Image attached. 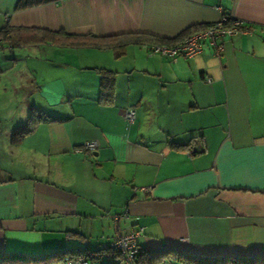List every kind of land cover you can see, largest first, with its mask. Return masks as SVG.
Instances as JSON below:
<instances>
[{"label":"crops","instance_id":"crops-1","mask_svg":"<svg viewBox=\"0 0 264 264\" xmlns=\"http://www.w3.org/2000/svg\"><path fill=\"white\" fill-rule=\"evenodd\" d=\"M17 1L0 0V48L13 58L0 61V253H94L140 229L138 249L161 264H188L177 255L264 264V0H61L15 11ZM222 15L251 33L189 60L145 44L30 40L40 31L172 40ZM64 53L131 55L132 66H76ZM22 59L44 63L19 70ZM97 69L112 73L110 105L99 103ZM36 115L44 121L14 140Z\"/></svg>","mask_w":264,"mask_h":264},{"label":"trees","instance_id":"trees-1","mask_svg":"<svg viewBox=\"0 0 264 264\" xmlns=\"http://www.w3.org/2000/svg\"><path fill=\"white\" fill-rule=\"evenodd\" d=\"M61 0H18L15 6V11H21L25 9H29L32 7H36L39 5L47 4V3H56ZM204 26H196L193 28H190L186 30L184 33L180 34L175 39L172 40H162V39H157L153 38L150 36H144V35H126V36H121L120 38H105V39H95L91 37V43L87 41H83L84 39H88L87 37H72L68 36L62 32L59 33H49L45 31H40L39 33H42L43 35L38 37V35L31 37L30 40L37 41V42H46L47 39L49 41L58 44V45H67V46H74V47H82L89 45L91 47L95 48H106V49H117V48H123L124 46L130 44V43H135V44H145L149 47L152 46H174L177 42H179L181 39L187 37L188 35L197 32L199 30H202ZM249 30L251 33V28L247 26H243L241 28ZM8 33L7 30L3 29L0 31V35L6 36ZM47 36V37H46ZM90 37V36H89ZM114 39L122 40L118 41L117 43L114 41ZM115 43H114V42ZM20 42V41H19ZM18 44V43H17ZM98 75H99V103L102 105H110L111 104V99H112V89H113V76L112 73L105 71V70H100L97 69ZM43 120V116L41 115H36L35 117H32L28 119V124L27 126H24L22 128L16 129L13 134L12 138L14 140L20 139L23 135L29 133L34 126L41 122ZM192 141L185 145H180L178 146L179 149L183 150H190L191 149V144ZM105 245V244H103ZM102 245V247H103ZM156 253L158 252H146L144 250H138L137 254L134 256L132 260V264H158L159 259L162 257L161 255H157ZM99 255H105V256H110L111 258H115V256L122 257L119 253H116L114 251H111L110 249H103L94 252V253H87L86 251L82 250H76L75 252L73 251H66L62 252L59 254H49L45 256H35V257H30L26 256L20 253H15V252H7V253H0V264H53L57 263L58 261L61 262L62 264V259L65 256H69L71 258L74 257H81L84 258L88 264H95V262L100 264L101 262V256ZM182 261L186 262L188 264H208L204 260H198L195 258H180L179 255L176 256V261ZM105 263L103 264H113V261L110 260L109 262L107 260H104ZM107 261V262H106ZM264 263V261H263ZM211 264H248L244 260H230V259H223V260H218L216 262H213Z\"/></svg>","mask_w":264,"mask_h":264},{"label":"built area","instance_id":"built-area-1","mask_svg":"<svg viewBox=\"0 0 264 264\" xmlns=\"http://www.w3.org/2000/svg\"><path fill=\"white\" fill-rule=\"evenodd\" d=\"M244 24L237 20H231L226 15H222L220 20L215 23L206 25L202 30L194 32L185 37L181 42L176 43L174 46H147V50L152 54H159L161 57L169 58H182L184 60L192 59L201 54L204 45L209 46L214 56H219L222 52L221 40L225 37H235L241 34H250L249 30L241 29ZM207 82L210 80L206 79ZM125 120L128 123H133L135 116L132 109L126 111ZM86 152H93L96 149L95 143H85L81 147ZM119 216L113 218L114 224L117 222ZM141 230L136 232H129L122 236H117L109 244L103 245V249H110L119 253L126 264H132L134 256L138 252L136 244L137 238L140 236ZM62 264H88V262L81 257L71 258L65 256L62 259Z\"/></svg>","mask_w":264,"mask_h":264},{"label":"rangeland","instance_id":"rangeland-1","mask_svg":"<svg viewBox=\"0 0 264 264\" xmlns=\"http://www.w3.org/2000/svg\"><path fill=\"white\" fill-rule=\"evenodd\" d=\"M26 54V53H25ZM64 56V59L67 60V61H71V63H76V66H132L131 64V55L128 56L127 59H123L121 60L120 62H114L110 57V55L108 56H105L103 54H97L95 56H93L92 60L91 61H86V58L82 55H79L76 62L72 59L74 58L73 56H67L66 53L63 54ZM5 57L6 61H3L2 58ZM22 57V55L20 56ZM19 59V58H18ZM49 59H53V58H49ZM54 59L56 60L57 59V56L54 57ZM10 60H13L12 57H8V53H5V49H1L0 48V61L2 63V65L6 66L9 62H11ZM24 59L20 60L19 62V67L18 69L20 70L22 68V66L20 65H24V66H38L40 64H43L42 61L41 62H36L35 60H31L29 59L26 63L23 61ZM24 62V63H23ZM23 63V64H22ZM67 64H69L70 66H73L72 64H70L69 62H66ZM23 66V67H24ZM7 67V66H6ZM158 264H161V263H158Z\"/></svg>","mask_w":264,"mask_h":264}]
</instances>
